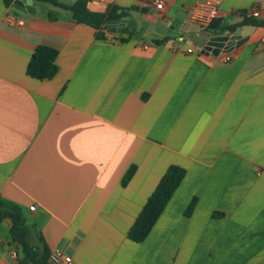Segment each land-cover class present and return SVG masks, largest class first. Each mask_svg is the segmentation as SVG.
I'll return each instance as SVG.
<instances>
[{"label":"crops","instance_id":"obj_1","mask_svg":"<svg viewBox=\"0 0 264 264\" xmlns=\"http://www.w3.org/2000/svg\"><path fill=\"white\" fill-rule=\"evenodd\" d=\"M87 1L129 10L123 31L108 25L114 40L63 8L34 0L30 15L0 0V199L23 209L32 244L73 264H264V27L237 15L264 0H220L219 27L236 30L212 34L248 36L217 56L201 52L211 31L186 22L200 0H157L162 12L155 0ZM39 46L58 50L51 80L27 75ZM172 165L186 176L137 240ZM11 228L0 222V264H18Z\"/></svg>","mask_w":264,"mask_h":264},{"label":"trees","instance_id":"obj_2","mask_svg":"<svg viewBox=\"0 0 264 264\" xmlns=\"http://www.w3.org/2000/svg\"><path fill=\"white\" fill-rule=\"evenodd\" d=\"M7 7L12 6L15 0H3ZM43 4H50L54 7L63 8L72 12L74 22L78 24H87L98 31V39L105 40L104 31L109 29L108 21L121 20L128 16L129 10H119L117 8L109 9L105 13H94L89 11L87 0H75L72 5H69L65 0H35ZM51 17L53 14L51 13ZM248 25L264 27V20L253 21L247 20ZM211 33L218 32H235L234 27H219V23L215 21L210 29ZM58 50L48 47H38L29 62L27 75L39 81L51 80L58 73L57 65ZM136 167L131 168L124 177L123 184L126 186L134 177ZM186 171L176 165H172L166 170L161 178L155 192H153L141 214L136 219L131 233L137 240L147 238L153 230L158 219L165 211L169 201L174 193L180 188ZM196 206V199L190 203L186 214L191 216ZM23 209L7 203L0 199V222L4 219L12 221L11 236L13 243L17 247L18 264H51L49 262L50 251L46 247L43 239H39V244L35 246L29 241V235L32 230L26 225V219L23 214ZM222 216L221 213L216 214ZM215 215V216H216Z\"/></svg>","mask_w":264,"mask_h":264},{"label":"built area","instance_id":"obj_3","mask_svg":"<svg viewBox=\"0 0 264 264\" xmlns=\"http://www.w3.org/2000/svg\"><path fill=\"white\" fill-rule=\"evenodd\" d=\"M154 3L157 11L162 12L164 10V4L161 1L155 0ZM220 9V0H200L194 6L187 9L186 22L190 25L201 27L202 32L208 35L210 26L219 19ZM108 10L109 8L105 12H108ZM237 15L243 18L264 20V6L262 4H256L251 9L238 11ZM18 25L23 26L24 22H18ZM105 37L110 40L115 39L114 34L110 33V31L105 32ZM258 47L264 49V36H262ZM188 53H194V49H188ZM222 59L224 63L232 61V57L228 54H224ZM35 209V206L31 207V210ZM72 259L73 258L67 255L64 251L54 249L50 253L49 262L51 264H73Z\"/></svg>","mask_w":264,"mask_h":264},{"label":"water","instance_id":"obj_4","mask_svg":"<svg viewBox=\"0 0 264 264\" xmlns=\"http://www.w3.org/2000/svg\"><path fill=\"white\" fill-rule=\"evenodd\" d=\"M34 0H15V8H17L19 11L33 15L35 14V8L33 7ZM128 22V18H125L123 20H113L108 21V25L110 27H116L113 30L121 32L125 29L126 24ZM245 30H248L250 32H254L256 30V27L254 26H247ZM201 31V27H197L195 29V32ZM248 36V33L243 32H236L233 34H227V35H216L210 33L208 40L203 47L202 53L206 54H214L215 56L220 55L221 53H230L234 50L236 42H239L238 45H241L245 42L246 37Z\"/></svg>","mask_w":264,"mask_h":264}]
</instances>
